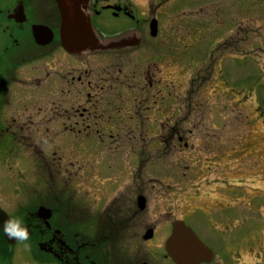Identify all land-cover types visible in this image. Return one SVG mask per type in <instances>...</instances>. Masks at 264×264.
<instances>
[{
  "label": "flooded vegetation",
  "instance_id": "flooded-vegetation-1",
  "mask_svg": "<svg viewBox=\"0 0 264 264\" xmlns=\"http://www.w3.org/2000/svg\"><path fill=\"white\" fill-rule=\"evenodd\" d=\"M180 21L152 0H0V211L29 233L0 234V264H175L176 222L198 264H263L264 189L221 123V60L184 47L202 31ZM81 29L96 46L65 49Z\"/></svg>",
  "mask_w": 264,
  "mask_h": 264
},
{
  "label": "rangeland",
  "instance_id": "rangeland-1",
  "mask_svg": "<svg viewBox=\"0 0 264 264\" xmlns=\"http://www.w3.org/2000/svg\"><path fill=\"white\" fill-rule=\"evenodd\" d=\"M152 2L158 17L181 20L175 23L179 27L186 23L192 35L202 31L199 37L192 36L194 43H191L192 40H186L184 47L191 44L190 51L200 49L207 58L212 56V60H221L223 81L229 84L224 85L225 90L221 94L224 109L221 123L238 126L239 142L246 141L239 144L238 165L241 174L247 173L251 176L252 185L250 184L247 190L264 189V0ZM209 64L207 60L205 65ZM231 88L232 92L229 91ZM246 132H249L248 139L243 137ZM169 158L171 160V155ZM159 160V172H169L167 163L161 158ZM245 165H251L252 170H248ZM179 173H184L183 169ZM182 215L183 211L178 213V216ZM252 255L248 252L241 254L239 264H257Z\"/></svg>",
  "mask_w": 264,
  "mask_h": 264
},
{
  "label": "water",
  "instance_id": "water-1",
  "mask_svg": "<svg viewBox=\"0 0 264 264\" xmlns=\"http://www.w3.org/2000/svg\"><path fill=\"white\" fill-rule=\"evenodd\" d=\"M95 46L96 42L93 34L91 32L86 33L84 29L74 35L66 34L63 37V47L74 53H81ZM6 220L7 217L0 211V228L3 227ZM4 238L9 246L14 245L17 241L14 239L8 240L5 236ZM165 248L175 264H198L202 262L206 251L191 230L185 227L182 222L173 224Z\"/></svg>",
  "mask_w": 264,
  "mask_h": 264
},
{
  "label": "clouds",
  "instance_id": "clouds-1",
  "mask_svg": "<svg viewBox=\"0 0 264 264\" xmlns=\"http://www.w3.org/2000/svg\"><path fill=\"white\" fill-rule=\"evenodd\" d=\"M0 234H3L8 240L27 241L28 230L24 225V222L20 218L7 219L3 227L0 228ZM30 248L25 244V251H29Z\"/></svg>",
  "mask_w": 264,
  "mask_h": 264
}]
</instances>
